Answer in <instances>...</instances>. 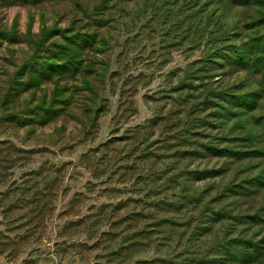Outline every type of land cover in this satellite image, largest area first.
<instances>
[{
	"label": "rangeland",
	"instance_id": "374dc122",
	"mask_svg": "<svg viewBox=\"0 0 264 264\" xmlns=\"http://www.w3.org/2000/svg\"><path fill=\"white\" fill-rule=\"evenodd\" d=\"M0 264H264V0H0Z\"/></svg>",
	"mask_w": 264,
	"mask_h": 264
}]
</instances>
